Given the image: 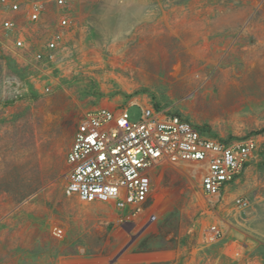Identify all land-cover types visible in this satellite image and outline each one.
I'll return each mask as SVG.
<instances>
[{"label":"rangeland","instance_id":"obj_1","mask_svg":"<svg viewBox=\"0 0 264 264\" xmlns=\"http://www.w3.org/2000/svg\"><path fill=\"white\" fill-rule=\"evenodd\" d=\"M138 1L70 0L71 32L41 68L26 49L40 46L56 7L31 23L23 3L11 32L0 7V264H264V0ZM217 13H233V29L212 30L204 16ZM19 36L27 48L15 46ZM132 102L224 141L254 136L258 147L219 197L203 191L200 163L159 167L135 220L67 195L81 117ZM129 111L139 118L138 106ZM210 227L223 236L205 243Z\"/></svg>","mask_w":264,"mask_h":264},{"label":"built area","instance_id":"obj_2","mask_svg":"<svg viewBox=\"0 0 264 264\" xmlns=\"http://www.w3.org/2000/svg\"><path fill=\"white\" fill-rule=\"evenodd\" d=\"M31 23L42 20L54 5L55 24L35 50L28 48L31 62L38 68L53 63L64 42L71 21L70 0H0L4 9L3 28L11 32L17 20L11 13L22 10ZM18 48H27L24 37L15 40ZM140 108L133 120L129 108ZM258 147L254 136L237 142L221 140L181 114L153 104L129 103L115 107L98 106L81 117L67 154L68 171L65 192L83 202H107L135 220L145 214L153 189L155 171L165 164L196 162L204 170L202 189L208 196H221L227 184L235 180L249 164ZM246 209V196L235 200ZM156 214L149 215V221ZM61 235L63 229L56 228ZM223 236L217 227L205 229L203 240L212 243Z\"/></svg>","mask_w":264,"mask_h":264},{"label":"crops","instance_id":"obj_3","mask_svg":"<svg viewBox=\"0 0 264 264\" xmlns=\"http://www.w3.org/2000/svg\"><path fill=\"white\" fill-rule=\"evenodd\" d=\"M146 0H139L138 2L139 3H142V4H146L148 7H150L148 4L149 3H146L145 2ZM151 10V9H150ZM149 11V9H148ZM152 11H154V9H152ZM151 15L155 16V13H152ZM159 17V16H158ZM204 18H207V21L210 23V27L212 30L216 29V30H223V29H226L228 31L229 28L233 29V26H234V21H235V16L233 15V13L231 14H213V15H205ZM153 19H155L153 17ZM159 20H164L166 21V13L162 14L160 17H159ZM72 21H70V24L69 26L67 27L66 29V32L67 34L71 32V27H72ZM228 186L229 184L226 185L225 189L228 190Z\"/></svg>","mask_w":264,"mask_h":264},{"label":"trees","instance_id":"obj_4","mask_svg":"<svg viewBox=\"0 0 264 264\" xmlns=\"http://www.w3.org/2000/svg\"><path fill=\"white\" fill-rule=\"evenodd\" d=\"M203 128H205L206 130H208L205 126H202ZM214 136V135H213Z\"/></svg>","mask_w":264,"mask_h":264}]
</instances>
